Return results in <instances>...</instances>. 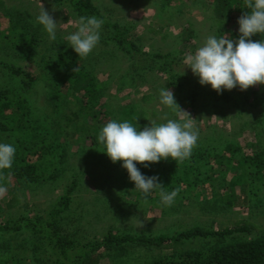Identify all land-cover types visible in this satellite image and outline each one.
I'll return each instance as SVG.
<instances>
[{
  "label": "rangeland",
  "instance_id": "rangeland-1",
  "mask_svg": "<svg viewBox=\"0 0 264 264\" xmlns=\"http://www.w3.org/2000/svg\"><path fill=\"white\" fill-rule=\"evenodd\" d=\"M2 1L5 5L0 6V30L8 24L10 15L17 19L15 15L22 14L28 23L36 29L39 28L43 33L39 41L40 48H37L39 54L34 56V59L28 53H22L23 59L12 58L17 67L34 76L35 88L28 93V96L32 98L35 107L32 117L44 128L43 132L47 131L49 126L52 127V120L46 116L50 114L49 108L44 105V99L53 90L48 79L52 78L55 83L57 81L58 89L64 98L70 96L67 90V76L64 73L57 72V68L44 70L36 65L45 51L49 52L53 61L64 64L76 59L85 66L86 70L92 71L101 89L99 102L106 103V110L99 113H94L97 107L93 110L91 104L82 112L85 115L72 124L73 127L77 125L76 128L82 127L84 131L90 132L92 138L84 137L76 141L75 138L64 136L65 139H62L63 142L69 140L63 147L68 158L62 174L56 181L26 186L19 181L16 182L10 175L9 169L3 170L5 177L0 184L7 188V192L0 195V224L14 216L15 225L12 224L10 227H22L18 234L15 231L8 233L10 245L25 243L31 247L32 243L40 242L41 247L37 254L41 260L46 261L44 264H66L69 261L64 259L57 249L54 250L57 253L54 255L51 250L52 245L48 242L42 244L41 236L33 232L32 224L36 223L35 215L45 216L50 208L58 203L77 172L79 187L72 195L70 208L63 215L62 222L64 233H69L73 240L80 243L71 259L81 255L82 252L79 250L86 243L93 239L101 241L110 231L115 235L137 237L174 236L194 228L225 231L243 221L256 223L260 227L251 234L235 233L222 237L210 236L184 240L185 244L179 246L178 251L175 249L160 251L150 246L129 243L124 248L113 251L102 249L92 252L89 264H151L179 251H201L207 255L218 247L250 241L260 237L261 234L264 235V212H260L261 206L257 209L253 208L258 198L264 202V171L259 173L255 168L254 178L245 175L242 177L240 172L234 171L237 163H233L234 160L214 159L216 153H225L224 140L234 141L233 144L242 147L239 152L232 155L236 159L264 150V100L260 99L257 106H251L241 96L251 95L255 90L264 92V85H255L247 91H241L239 87L232 91L225 90L223 93L230 96V101L216 102L211 96V93L216 91L212 90L210 85L201 86L198 77L185 63L187 55L194 54L208 36L221 37V33L218 32L219 25L212 13L213 0H176L168 8L161 7V0H93L99 9L100 17L97 18L104 20L101 35L103 33L105 35L101 36L97 47L86 58H79L64 39L67 34L75 32L79 27L80 17L71 8L66 5L56 7L53 0ZM43 8L58 23L56 41L50 42L42 26L34 23L35 17ZM188 22L193 24L195 31L192 48L182 45L180 39ZM110 23L128 29V38L139 47L140 51L132 48L133 52L130 56L123 52L114 38L109 42L103 41V37L112 35L108 26ZM14 36L19 37L18 34ZM7 42L13 46L11 39ZM24 44L25 41L20 40L19 45ZM0 47H3L1 43ZM26 49H30V46ZM6 51L8 52V49ZM8 53L13 56L12 49H9ZM168 53L177 55L179 60L173 63L168 72H163L167 67L164 63L171 62L172 58L161 60L156 55L165 56ZM0 59L6 57L0 53ZM6 60L9 61V58ZM54 73L56 75L52 76ZM21 85L18 79L0 71V90L20 88ZM163 87L173 91L176 102L183 111L196 120L194 127L199 131V140L192 150L193 161L199 168L195 173L198 181L193 176L191 186L181 183V191H178L173 204L167 207L162 206L161 200L159 203L155 202L158 197L160 199L158 189L153 191V198L150 200H140L137 195L141 191L135 190L134 182L130 181L127 171L121 167L122 162L114 164L99 150L103 146L99 143L94 144V139L98 142L100 128L113 119L118 120L115 116L126 104L134 103L137 107L144 105L153 112L150 119L160 123L165 122L166 119H175L176 113L159 103V89ZM195 92L199 94L193 99L192 95ZM145 96H153V101L144 102ZM66 103L68 106H65ZM66 103L64 102L63 107L67 108L66 113L69 118L74 119L83 107L73 102L70 97ZM49 131L51 130L47 133ZM8 140L6 136L0 137V142L6 143ZM80 141L81 143H77ZM200 153L203 155L201 159L198 158ZM210 157L212 158L209 159ZM188 161L191 159L188 158ZM56 162L57 168L62 169V164L57 160ZM114 166L117 167L116 170ZM209 167L212 171L208 170ZM16 190L22 204L27 202L30 205L29 210H26L29 222L26 218L21 220L22 211H9L6 208V204ZM85 250L90 251V248Z\"/></svg>",
  "mask_w": 264,
  "mask_h": 264
},
{
  "label": "trees",
  "instance_id": "trees-1",
  "mask_svg": "<svg viewBox=\"0 0 264 264\" xmlns=\"http://www.w3.org/2000/svg\"><path fill=\"white\" fill-rule=\"evenodd\" d=\"M56 7L63 5L68 6L71 10L76 13L79 17H91L98 15L99 9L96 7L93 0H53ZM176 0H161V7L168 8ZM178 1V0H177ZM4 1L0 0V6H4ZM214 19H216L219 28L218 32L222 35L227 36L229 39H238L240 36L238 20L240 17L248 11L246 8V0H213L211 5ZM17 19L10 15L8 18V24L4 26V29L0 30V53H2L6 59H0V71L7 72L10 76L18 79V82L22 84L20 88H11L0 90V137L6 136L9 139L7 142L14 145L16 149L15 159L12 168L9 169L10 175L15 178V181H19L22 185H43L49 182L56 181L63 172V166L67 162V154L63 150L65 142L62 139L65 137L81 139L90 137V132L84 131L82 127L73 125L77 119H81L85 114L84 112L92 104V108L97 107L94 113H99L102 110H106V103H100V85L98 84L97 78L93 75L92 71L86 70L85 66L74 59L71 62L58 63L51 60L49 52L45 51L40 56V62L36 63L41 69H58L57 72L60 74L64 73L67 76V90L70 96H62L59 85L49 78L48 81L53 87L52 92L46 96L45 104L50 111L47 114V118H50L51 126L47 133L44 128L38 124V120L32 117L34 104H32V98L28 96V93L35 88V79L33 74L26 72L23 68L17 67L13 59H23L22 53L30 54L31 58L34 59L38 55V49L40 48L39 41L41 40V34H43L39 28H34L31 23H28L22 17V14L15 15ZM13 17V18H12ZM31 20V17H29ZM109 29L112 31L111 37H103V41H111L114 38L119 43L121 49L125 54L132 55L133 49L140 51L134 43L128 38V29L121 28L119 24H108ZM22 31V33H18ZM18 34L19 37L14 35ZM105 35L103 33L101 36ZM8 39L12 40L13 46L7 42ZM181 44L187 45L189 48L193 46L195 39V31L191 22L186 23L181 36ZM254 41L264 40V34L255 35L251 37ZM6 40V41H5ZM20 40L25 41L23 46H20ZM30 46V49H26ZM133 48V49H132ZM6 49H12L13 56L6 51ZM182 52H180L181 54ZM27 55V54H26ZM60 55V53H59ZM161 60H168L171 62H165L163 72H168L169 68L172 67L173 63L178 62L179 57L173 53H168L165 56L162 54L156 55ZM11 58V59H10ZM13 58V59H12ZM66 61V60H65ZM166 70V71H164ZM56 75L55 73L52 74ZM177 82V81H176ZM175 82H172L174 84ZM176 84V83H175ZM175 86V85H173ZM177 86H179L177 84ZM258 92V93H257ZM199 94L195 92L192 98ZM261 95V96H260ZM214 100L229 102L230 96L228 94L217 92L211 93ZM248 101L251 106H257L259 100H264V92L261 93L258 90L252 91L251 95H241ZM255 96V97H253ZM70 98L75 103L82 105V110L78 111L74 119H70L66 113L67 108L63 107L64 102ZM153 96H145L144 102L153 101ZM232 98V97H231ZM80 99V100H79ZM79 100V101H78ZM261 100V101H262ZM182 105V104H180ZM65 106H68L66 103ZM193 107V106H192ZM70 109V107H68ZM76 111V110H75ZM152 110L147 109L141 104V107H137L133 104H126L123 109L115 117H121V121L128 120L134 124L138 129H143L144 126L149 125L148 119L152 116ZM85 118V117H84ZM155 120V119H154ZM158 122V121H157ZM264 122V121H263ZM263 122L261 124H263ZM160 123V122H158ZM227 121L224 122L226 124ZM260 132V131H259ZM258 132V133H259ZM79 133V134H78ZM65 136V137H64ZM51 137L52 139H50ZM64 137V138H63ZM227 139V138H226ZM6 142V143H7ZM225 153H216L215 160L225 161L226 159L234 160L236 168L234 171L240 172L241 176L253 177L254 169L257 172L264 171V150L255 152L250 155H245L240 159H236L232 155L239 152L242 147L236 146L232 141L224 140ZM232 142V143H231ZM77 143H81L77 142ZM98 143L94 139V144ZM221 145V142L219 143ZM104 152V148L99 149ZM38 154L39 156H35ZM227 154V155H226ZM203 155L200 153L198 158H202ZM194 155L191 154L190 159L183 161H175L171 158L167 160H161L159 163L150 164L148 167L137 164L142 174L148 177L156 176L159 178V183L166 187L165 191L171 192L172 190L181 191V183L191 186L193 183V176L198 181V176L195 175L196 171L199 170L193 161ZM210 157L209 159H211ZM213 159V160H214ZM56 160L62 165V169H58L56 166ZM191 162V164H188ZM210 168V167H209ZM208 170L212 171L210 168ZM116 170L117 167L114 166ZM79 173L77 172L73 177V182L70 183L68 188L65 190V194L60 198L58 203L50 208L45 216L35 215L36 223L32 224L33 232L41 236V243L45 244L48 242L52 245L51 250H59L63 255L64 259L69 260L66 264H89L92 259V252L106 249L113 251L124 248L129 243L150 246V248L156 250L164 249H175L178 251V247L185 244L184 240L199 238V237H210V236H225L234 235L235 233H253L254 230H259L260 227L256 223L243 221L235 225V227H229L225 231H207L203 228H194L190 231H185L174 236L168 235H115L113 231H110L106 238L101 241L93 239L89 243H86L80 248L81 255L71 259L74 255V251L78 249L80 243L70 236L69 233L65 234L62 222L64 220L63 215L70 208L72 202V195L77 191L79 187ZM129 177V174L127 173ZM5 177L2 175L0 181ZM254 178V177H253ZM216 181V178L214 177ZM242 181V180H241ZM132 182V181H131ZM235 186V184H233ZM247 185V184H246ZM15 191V190H14ZM16 192L6 204V208L9 211L19 210L22 211L21 220L26 218L29 222V217L26 210H29V203L25 202L22 204L20 195ZM12 193V191L10 192ZM153 193V192H152ZM150 193L145 195L143 192H138L140 200H150L153 198V194ZM159 197L155 199V202H160ZM253 208L257 209L259 206L264 212V202L258 198V202H254ZM260 210V209H259ZM16 220L14 216L5 223L0 224V264H32L31 262H37L44 264L46 261L38 257L37 251L40 249V242L32 243L29 247L25 243H15V245L9 244L8 233L15 231L19 233L22 227L14 226ZM261 232V231H260ZM261 234V233H260ZM39 240V241H40ZM90 248V251L85 250ZM11 248V251H10ZM3 252V253H2ZM9 252V254H8ZM32 254V256H30ZM57 253L54 252V255ZM72 256V257H71ZM57 262V260H56ZM151 264H264V235L260 237L245 241L238 242L235 244L225 245L211 250L207 255L201 251H187L179 253H172L160 260L154 261Z\"/></svg>",
  "mask_w": 264,
  "mask_h": 264
},
{
  "label": "clouds",
  "instance_id": "clouds-1",
  "mask_svg": "<svg viewBox=\"0 0 264 264\" xmlns=\"http://www.w3.org/2000/svg\"><path fill=\"white\" fill-rule=\"evenodd\" d=\"M246 8L248 11L238 20V39L210 35L185 60L192 73L198 77L200 85H210L218 94L237 87L247 91L255 85H264V40L251 39L264 34V0H246ZM34 23L42 26L50 42L56 41L58 23L45 8L35 17ZM78 25V29L67 34L64 39L79 58H86L101 40L104 20L96 16H81ZM159 103L172 109L176 118L161 123L148 119L150 124L142 130L128 120L113 119L100 128L97 139L104 147L102 153L114 164L122 162L121 167L129 174L130 181L134 182L135 190L148 195L158 189L161 204L167 207L178 196V189L165 191L166 187L158 182V177L145 176L137 164L148 167L169 158L175 161L190 158L199 140V131L194 127L196 120L181 109L173 91L166 87L159 89ZM15 153L14 145L0 142V177L3 170L12 168ZM6 192L7 188L0 184V195Z\"/></svg>",
  "mask_w": 264,
  "mask_h": 264
}]
</instances>
